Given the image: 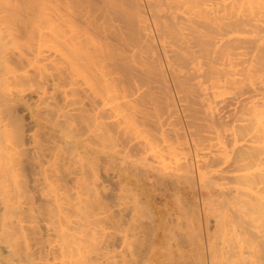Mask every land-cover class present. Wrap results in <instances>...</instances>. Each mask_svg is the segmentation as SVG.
Masks as SVG:
<instances>
[{
  "label": "bare ground",
  "instance_id": "1",
  "mask_svg": "<svg viewBox=\"0 0 264 264\" xmlns=\"http://www.w3.org/2000/svg\"><path fill=\"white\" fill-rule=\"evenodd\" d=\"M0 264H264V0H0Z\"/></svg>",
  "mask_w": 264,
  "mask_h": 264
},
{
  "label": "rangeland",
  "instance_id": "2",
  "mask_svg": "<svg viewBox=\"0 0 264 264\" xmlns=\"http://www.w3.org/2000/svg\"><path fill=\"white\" fill-rule=\"evenodd\" d=\"M31 73H32V74H35V73H33L32 71H31ZM34 76H35V75H34ZM34 76H32V75L30 76V77H31V80H30V81H32V80L34 81ZM32 77H33V78H32ZM30 81H29V85L31 86ZM38 83H39V82H38ZM38 83H37V81L35 80V82H32V84H34V85L37 84V85H35V86L32 85V86L35 87L34 89H36V90H37V93L40 94V93H42V91H40V89H39V88L41 87V84H39L40 87H38ZM26 87H27V88H26ZM28 88H30V87H28V85H26V86L24 87V89H28ZM38 89H39L40 92L38 91ZM41 89H42V88H41ZM29 90H31V91H30V92H31L30 94H32V95H29V99L31 98V99H30V103H31L30 108H29V110H27V111H24V112L21 111V112H22V116H23V117H27V119H26V118H25V119L28 120V121H25V122H29V121H30L29 123H25V122H24V124H25L26 133L28 132L27 130H30V131L28 132L27 135H28V136L30 135L32 138H29V139H28V138H27L28 136L26 135V139H25V142H24V143H26V142L28 141V143H26L28 146L24 144L23 147L29 149L30 151H34L35 149H33V148L36 147L35 145L37 144V142H36V140H35V142H36V143H35L34 141H32V139H33V140H34L35 138L37 139L36 135H38L40 132L45 133L44 130H43L45 124H43L44 121H43L42 119H40V120H39V123H37V124L39 125V124L41 123V125H40L41 127L38 126L37 124H36V125H33L34 122L32 121V118H33L32 115H33V111L36 109V108L34 107V105L36 106V104H37V106H38V103H35V102H36L35 99H36V100H38V99H39V100H40V99L42 100V97H41V95H40V98L38 97V95L36 96V94H37L36 92H35L36 94H35V93L33 94V91H36V90H33L32 87H31ZM29 90H27V91H29ZM30 96H31V97H30ZM33 97H34V98H33ZM32 98H33L34 100H33ZM41 100H40V103H39V104H41V102H44L43 100H42V101H41ZM28 102H29V101H28ZM32 102H33V103H32ZM32 104H33V106H32ZM43 104H44V103H43ZM18 106H19V105H18ZM31 106H32L33 108H32ZM37 106H36V107H37ZM40 106H42V105H39V109L41 108ZM31 109H32V110H31ZM33 109H34V110H33ZM30 110L32 111V114H30V112H31ZM19 112H20V110H18L17 113H19ZM21 112H20L19 114H21ZM24 113L27 114L28 116L23 115ZM19 116H20V115H19ZM28 117H30L31 119H30V118L28 119ZM25 119H24V120H25ZM41 120H42V121H41ZM32 122H33V123H32ZM42 122H43V123H42ZM35 123H36V122H35ZM35 123H34V124H35ZM42 125H43V126H42ZM29 126H30V127H29ZM31 127H32V128H31ZM28 128H29V129H28ZM41 128H42V130H41ZM37 130H38V131H37ZM36 131H37L38 133H37ZM39 131H40V132H39ZM29 133H30V134H29ZM43 133H42V134H39L40 136L38 135V138H39V139H37V140H39L38 142H42V141H43L42 143L44 144L45 142H44V138H43L42 136H45V135H43ZM33 136H34L35 138H33ZM42 138H43V139H42ZM29 143H30V144H29ZM34 143H35V144H34ZM40 144H41V143H40ZM30 145H32V146H30ZM37 145H38V144H37ZM34 152H35V151H34ZM34 152H32V153H33V154H32L33 156L36 155V154L38 153V152H35L36 154H34ZM33 205H34V203H33Z\"/></svg>",
  "mask_w": 264,
  "mask_h": 264
}]
</instances>
